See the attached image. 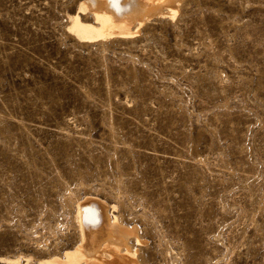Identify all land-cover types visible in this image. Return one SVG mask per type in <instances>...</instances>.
I'll list each match as a JSON object with an SVG mask.
<instances>
[{
  "label": "rangeland",
  "instance_id": "1",
  "mask_svg": "<svg viewBox=\"0 0 264 264\" xmlns=\"http://www.w3.org/2000/svg\"><path fill=\"white\" fill-rule=\"evenodd\" d=\"M82 1L0 0V264L73 248L89 194L151 264H264V0L103 44L68 30Z\"/></svg>",
  "mask_w": 264,
  "mask_h": 264
},
{
  "label": "bare ground",
  "instance_id": "2",
  "mask_svg": "<svg viewBox=\"0 0 264 264\" xmlns=\"http://www.w3.org/2000/svg\"><path fill=\"white\" fill-rule=\"evenodd\" d=\"M182 2L183 0H83L80 8L89 11L91 18L83 19L78 12L68 14V30L82 42L103 44L118 37L132 38L152 17L167 16L175 20L181 11ZM110 132L113 133V129ZM76 203L75 217L80 228L76 245L60 254L57 252L55 255L42 257L33 264H151L138 226L125 223L114 212L118 208L117 203L109 204L91 194ZM13 264H19V259L13 261Z\"/></svg>",
  "mask_w": 264,
  "mask_h": 264
}]
</instances>
